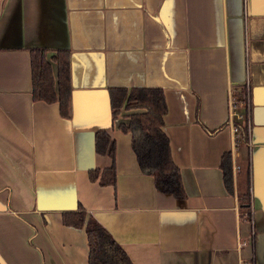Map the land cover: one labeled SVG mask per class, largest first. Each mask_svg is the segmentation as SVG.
<instances>
[{"label":"crops","instance_id":"0c3cea01","mask_svg":"<svg viewBox=\"0 0 264 264\" xmlns=\"http://www.w3.org/2000/svg\"><path fill=\"white\" fill-rule=\"evenodd\" d=\"M31 48L69 51V117L33 99ZM251 67L264 74V0H0V264H89L85 229L62 216L80 207L133 264H264V106L251 91L264 84ZM114 88L162 91L183 199L141 170ZM248 119L242 141L232 124ZM99 130L114 140V186L89 177L112 165Z\"/></svg>","mask_w":264,"mask_h":264},{"label":"trees","instance_id":"16d2710c","mask_svg":"<svg viewBox=\"0 0 264 264\" xmlns=\"http://www.w3.org/2000/svg\"><path fill=\"white\" fill-rule=\"evenodd\" d=\"M32 95L33 99L46 103L57 102L60 115L69 117L72 93L70 82L71 65L68 50H59L48 58V49L31 48ZM257 78L254 68H250L249 82L254 85L264 84V74ZM111 106L114 114L120 109L131 113L127 121L119 124L121 130L132 136V147L137 155L141 170L152 174L157 190L168 193L177 199H183L184 190L179 168L172 161L170 146L166 134L161 129L165 111V96L157 88H132L130 91L114 88L110 91ZM238 128V135L246 141L248 128L233 123ZM95 148L98 154L108 155L111 166L103 170L89 171L91 180H99L103 185L116 184V148L109 132L99 130L95 136ZM221 171L224 186L232 191L230 154L221 156ZM249 205L248 198L246 200ZM66 225L84 228L87 233L89 264H133L124 248L112 234L83 207L76 211L62 214Z\"/></svg>","mask_w":264,"mask_h":264},{"label":"water","instance_id":"95a60500","mask_svg":"<svg viewBox=\"0 0 264 264\" xmlns=\"http://www.w3.org/2000/svg\"><path fill=\"white\" fill-rule=\"evenodd\" d=\"M257 89H264V87H261V86H254L251 88V91L253 93V98H252V103L257 107V106H264V101L263 102H259L257 101L255 98H254V95H255V91Z\"/></svg>","mask_w":264,"mask_h":264},{"label":"built area","instance_id":"2783aa9c","mask_svg":"<svg viewBox=\"0 0 264 264\" xmlns=\"http://www.w3.org/2000/svg\"><path fill=\"white\" fill-rule=\"evenodd\" d=\"M247 97V96H246ZM247 102H248V100H247ZM248 124H249V119H248V121H247V128H248ZM232 127H233V130H234V132H235V137H238V128L237 127H235L234 126V124H232ZM248 131H249V128H248Z\"/></svg>","mask_w":264,"mask_h":264}]
</instances>
